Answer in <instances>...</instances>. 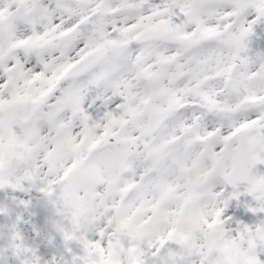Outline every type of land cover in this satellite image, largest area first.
<instances>
[{
	"label": "snow or ice",
	"instance_id": "obj_1",
	"mask_svg": "<svg viewBox=\"0 0 264 264\" xmlns=\"http://www.w3.org/2000/svg\"><path fill=\"white\" fill-rule=\"evenodd\" d=\"M0 264H264V0H0Z\"/></svg>",
	"mask_w": 264,
	"mask_h": 264
}]
</instances>
